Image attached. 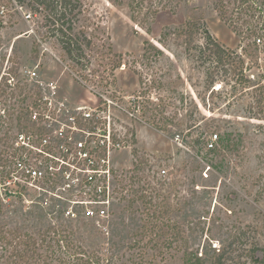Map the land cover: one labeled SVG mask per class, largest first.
Listing matches in <instances>:
<instances>
[{
    "label": "rangeland",
    "instance_id": "1",
    "mask_svg": "<svg viewBox=\"0 0 264 264\" xmlns=\"http://www.w3.org/2000/svg\"><path fill=\"white\" fill-rule=\"evenodd\" d=\"M220 7L219 0H83L77 25L90 44L81 64L69 60L27 9H0V76L13 69L19 81L25 64L36 67L40 79L56 80L74 103L117 102L116 115L133 137L114 161L120 169L132 167L135 158L145 161L133 184L139 192L127 191L106 229L78 221L68 227L77 245L102 258L95 264H183L186 249L203 264H262L255 259L264 248V109L256 100L264 90V45L237 35ZM207 34L231 53L248 81L216 69ZM258 36L264 39L263 32ZM30 83L23 82L28 95L38 89ZM214 83L222 88L212 91ZM0 99L6 106L14 102ZM21 105L13 104L18 112ZM11 122L5 117L8 137L15 130ZM214 133L216 144L207 149ZM161 169L166 183L157 175ZM19 187L5 185L0 175L2 214L11 226L28 223L24 218L37 200L26 191L19 197ZM54 215L48 220L59 222Z\"/></svg>",
    "mask_w": 264,
    "mask_h": 264
},
{
    "label": "built area",
    "instance_id": "2",
    "mask_svg": "<svg viewBox=\"0 0 264 264\" xmlns=\"http://www.w3.org/2000/svg\"><path fill=\"white\" fill-rule=\"evenodd\" d=\"M19 73V81L9 75L10 90L26 82L38 89L23 94L27 96L24 110L18 126L14 120L15 130L6 142L12 163L5 185L12 181L35 193L72 222L106 229L116 204L127 197L130 177L141 174L142 168L135 171L134 167L145 163L135 158L132 167L120 169L114 161V153L130 148L133 137L116 115L121 112L114 106L120 105L106 98L95 105L74 103L60 94L56 80L40 79L36 67L23 64ZM221 88V83L212 85V91ZM3 103L0 99L1 113ZM216 140L217 133L210 135L206 148L212 149ZM157 175L166 179V169Z\"/></svg>",
    "mask_w": 264,
    "mask_h": 264
},
{
    "label": "trees",
    "instance_id": "3",
    "mask_svg": "<svg viewBox=\"0 0 264 264\" xmlns=\"http://www.w3.org/2000/svg\"><path fill=\"white\" fill-rule=\"evenodd\" d=\"M219 2L222 19L228 23L237 35L252 37L254 45L258 46L260 42L264 45V39L258 36L260 32L264 34V0H219ZM228 2L231 3L229 13L226 9ZM82 6L83 0H0L2 12L19 7L27 9L29 15L38 17L50 36H55V39H58L69 60L75 64H81V58L84 57L83 49L90 44L89 39L84 40L82 38L85 34V27L77 25ZM242 26L247 29V33L242 30ZM206 46L212 55L216 69H220L224 75L233 71L232 76L235 77L236 82L248 81L243 70L236 71L230 56L231 53H228V50L212 38L210 34L206 35ZM12 71H14V75L16 71L10 69L6 70L8 75L3 73L0 76V86L4 85L3 88H0V96L7 100L15 98L14 102L20 100L22 105L18 112L13 106L14 102L6 106L7 101L5 100L4 112H0V175L3 176V179H7L9 174L7 167L12 163L6 149L8 135L2 132L4 119L5 117L11 119L12 125L14 120H17L16 124L18 126L24 110L23 103L27 97L23 95L24 87L22 85L17 84L15 87L19 89L18 94H15L13 90H8L10 86L7 80L9 75H12ZM263 97L264 90L256 100L258 105L262 102V109H264ZM262 119H264V115H262ZM142 167L137 165L134 170L138 171ZM140 179L141 177L137 175L130 177L129 189L131 192H139L138 189L133 187V184ZM161 182L166 183L167 181L162 179ZM122 188L124 190L125 186ZM141 190H144L142 186ZM16 192L20 197L25 189L19 187ZM26 194L34 197L35 200L37 199L36 204L30 203L32 208L29 209L28 215L24 218L28 220V223H19L18 221L13 226L9 223L10 216L2 214L6 209L2 203L3 199L0 198V217L7 219H4L6 221L0 220V264H95L100 262L99 260L102 259L100 256L95 252L86 253V249H83L81 245H77L75 240L71 238L70 234H73V232H69L68 227L71 228L72 221L64 218L61 210L57 209L54 204H44L43 198L36 196L33 192ZM8 195L6 194V196ZM139 197L145 199L148 204L153 203L152 198L147 199V195L144 193H140ZM121 198L123 199L124 196ZM6 200L8 202V199ZM18 211V207H14L12 210L14 213ZM51 212H55V215L51 217L60 220L59 222L55 223L49 221L51 219L48 220L47 217ZM62 220L68 221L69 224ZM82 223L87 224L88 222ZM107 232L109 233V231ZM98 245L99 242H93L91 246ZM69 250L71 252L68 254ZM257 257L255 261L258 262L256 263L264 264V248H262L261 257ZM217 260H220L219 256ZM183 264H203V258L196 252L186 249Z\"/></svg>",
    "mask_w": 264,
    "mask_h": 264
}]
</instances>
